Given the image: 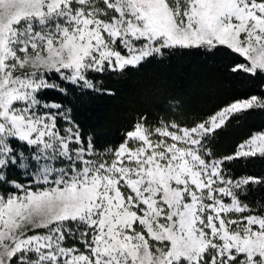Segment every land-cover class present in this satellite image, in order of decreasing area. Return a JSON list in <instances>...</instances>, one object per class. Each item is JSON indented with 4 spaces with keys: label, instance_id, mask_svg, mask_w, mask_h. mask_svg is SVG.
Wrapping results in <instances>:
<instances>
[{
    "label": "snow or ice",
    "instance_id": "obj_1",
    "mask_svg": "<svg viewBox=\"0 0 264 264\" xmlns=\"http://www.w3.org/2000/svg\"><path fill=\"white\" fill-rule=\"evenodd\" d=\"M176 53L249 84L188 119L135 114L114 143L78 101ZM264 0H0V264H264Z\"/></svg>",
    "mask_w": 264,
    "mask_h": 264
},
{
    "label": "trees",
    "instance_id": "obj_2",
    "mask_svg": "<svg viewBox=\"0 0 264 264\" xmlns=\"http://www.w3.org/2000/svg\"><path fill=\"white\" fill-rule=\"evenodd\" d=\"M230 59L198 53H176L154 60L124 78L106 81L115 95H90L78 103L79 118L86 130L102 143L121 139L135 114L182 120L214 108L225 99L246 92L249 84L229 75ZM264 126V113L256 112L230 128L218 141L220 151L229 149L251 128ZM237 170L264 173V160L244 161Z\"/></svg>",
    "mask_w": 264,
    "mask_h": 264
}]
</instances>
